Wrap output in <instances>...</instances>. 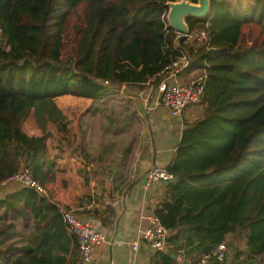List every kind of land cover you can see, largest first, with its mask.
<instances>
[{"label": "trees", "instance_id": "obj_1", "mask_svg": "<svg viewBox=\"0 0 264 264\" xmlns=\"http://www.w3.org/2000/svg\"><path fill=\"white\" fill-rule=\"evenodd\" d=\"M174 1L0 0V182L21 165L38 182L51 171L48 134L22 131L30 111L39 126L66 134L55 99L93 106L116 98L120 84L143 90L184 53L185 71L204 75L200 112L180 131L164 166L173 180L153 213L188 262L238 235L244 259L264 264V0H209L206 16L186 18L188 33L205 32L207 46L178 43L166 27ZM121 151L126 157L129 144ZM171 253L155 252L149 264H180ZM240 254L208 264H233ZM0 264H79L58 205L23 187L0 197Z\"/></svg>", "mask_w": 264, "mask_h": 264}, {"label": "crops", "instance_id": "obj_2", "mask_svg": "<svg viewBox=\"0 0 264 264\" xmlns=\"http://www.w3.org/2000/svg\"><path fill=\"white\" fill-rule=\"evenodd\" d=\"M193 72L186 71L177 79L184 81L183 79L190 78ZM150 108L147 112L138 113L144 119L146 128L142 125L140 133L133 137L129 153L123 157L122 151L119 150L117 158L113 160L122 161L124 165L120 168H112L111 163L105 168V165L101 164L103 161H107L104 158L107 153L105 154L103 150H101L103 154L97 162H94L93 159L89 160V156L83 152L81 154L75 152L72 155L63 152L60 154L47 153L45 156V161H51L49 167L51 171L46 174L45 178L40 177L39 184L45 190L46 200L54 202L59 209H70L78 216L91 218L95 227L105 238V242L94 247L92 258L87 264H149L150 262L152 252L146 245L140 242L138 249L133 251L126 243L138 238V232L147 227L145 216L158 206L165 196L164 186H158L153 191L145 193L142 190L143 174L152 165L164 167L169 162L180 134L176 124L168 117L163 108ZM198 108L200 109V106ZM198 108L182 114V128L196 117ZM57 109L59 110V108ZM32 121L29 113L22 124V131L27 136L43 135L36 131L33 134L27 128V124ZM44 125L40 126L41 130ZM58 134V142H61L63 133ZM123 141L125 144L126 139ZM140 148L141 150H139ZM147 162L148 164H146ZM91 163L98 166L97 170ZM45 169L47 166L43 171ZM111 169L113 180L108 172ZM83 176L86 178L85 182ZM121 180L123 181L120 182ZM16 189H18L16 186L8 185L0 189V197ZM227 237L225 241H228ZM172 249H174V245H170L168 242L165 253ZM174 250L177 253H171V255L183 258L182 250ZM173 260L176 261V259Z\"/></svg>", "mask_w": 264, "mask_h": 264}, {"label": "built area", "instance_id": "obj_3", "mask_svg": "<svg viewBox=\"0 0 264 264\" xmlns=\"http://www.w3.org/2000/svg\"><path fill=\"white\" fill-rule=\"evenodd\" d=\"M177 36V35H176ZM186 42H194L199 46H207L208 40L206 33L199 31L196 33H188L185 36ZM189 62L184 53L167 64L162 71L155 74L146 84L150 91H154L156 95L152 107H161L166 112L168 117L176 124L177 130L180 133L182 130L181 117L186 107L191 110L200 106L204 75H200L196 79L187 81L178 80L177 77L186 72ZM190 71V70H189ZM195 71V70H192ZM156 78L159 80L153 83ZM124 84L116 86L117 96H122L127 91ZM144 90V89H143ZM142 91V90H140ZM173 180L172 175L164 170V167L152 165L149 167L142 178V190L146 193L153 191L155 188L165 187V185ZM8 185L16 186L17 188H28L41 196H45L44 188L33 177L29 168L22 166L11 177L0 182V189ZM62 223L65 226L67 234L74 240L77 250V261L79 264H87L92 258V252L96 245L105 242L103 234L95 227L94 221L91 218H83L76 215L70 209H59ZM147 227L140 230L136 240L127 242L126 245L133 251L138 249V244L141 242L146 245L153 253H163L167 249L168 238L170 236L169 229L160 224L157 217L150 210L145 216ZM120 243V242H118ZM245 256L247 253L244 252ZM244 256V258H245ZM234 258L233 250L226 243L216 244L211 250L200 258L189 264H208L210 261L217 262L231 261ZM257 258H251L256 260ZM233 264H250L245 259L238 258Z\"/></svg>", "mask_w": 264, "mask_h": 264}, {"label": "rangeland", "instance_id": "obj_4", "mask_svg": "<svg viewBox=\"0 0 264 264\" xmlns=\"http://www.w3.org/2000/svg\"><path fill=\"white\" fill-rule=\"evenodd\" d=\"M243 30L245 32L248 31V27H244ZM253 30L256 33L259 31L257 27ZM187 43L190 46H197L194 42ZM200 73V70H195L190 78H184L183 80L196 79ZM155 99L156 95L154 91H150L147 87L142 91L127 89L122 96L118 95V98H114L108 102L105 100V103L101 104L95 103L93 106L87 100L62 96L54 100L55 107L59 108L60 112H62L63 122L67 124V134H62L64 139H60L61 142H58L59 134L56 126L51 123L50 125L45 124L42 131L38 123L34 120L31 111L30 117L33 121L27 124V128L33 134L34 131L39 134H48L46 139V154H60L63 152L72 155L75 152L80 154L83 152L89 156V160H96L97 156H102L103 153L101 150H103V152L107 153L104 156L107 161H103L101 164L105 165L106 168L110 165L111 161L117 158L122 146L129 144L132 147L133 143L131 144V140L140 133L142 125L146 128L144 119L138 113L142 114L143 111L147 112L148 108L152 107ZM190 110V107H186L184 112ZM198 112H200L199 108L196 116ZM125 119H129L128 122L130 125L127 128H121L124 125ZM124 139H126L125 144ZM92 166L97 170V165L92 164ZM227 236L228 241L225 242L232 248L234 255L239 252L241 253L239 255L240 258L244 259L245 251L241 238L238 235ZM172 250L175 251L174 249ZM257 260L258 258L255 261L256 264Z\"/></svg>", "mask_w": 264, "mask_h": 264}, {"label": "water", "instance_id": "obj_5", "mask_svg": "<svg viewBox=\"0 0 264 264\" xmlns=\"http://www.w3.org/2000/svg\"><path fill=\"white\" fill-rule=\"evenodd\" d=\"M166 6V27L170 28L177 35L178 43H180L184 41L185 36L188 34L185 19L191 17L199 20L206 16L209 10V0H196V3H190L186 0H176L166 3ZM170 257L176 259L181 264L189 263L187 260L175 255H170Z\"/></svg>", "mask_w": 264, "mask_h": 264}]
</instances>
